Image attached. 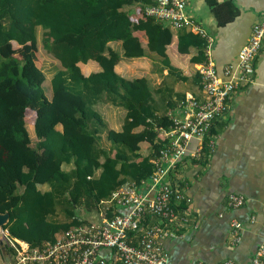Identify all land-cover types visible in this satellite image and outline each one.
<instances>
[{
	"label": "trees",
	"instance_id": "1",
	"mask_svg": "<svg viewBox=\"0 0 264 264\" xmlns=\"http://www.w3.org/2000/svg\"><path fill=\"white\" fill-rule=\"evenodd\" d=\"M155 4L0 0V214H8L3 230L10 238L34 248L53 242L60 233L89 221L81 213L97 215L101 203L123 184L139 185L152 173L151 160L164 144L160 134L171 123L166 115H157L146 79H125L115 72L120 56L110 44L121 43L125 58L142 57L133 33L143 31L148 49L163 57L171 31L144 15V9ZM136 5L143 17L134 22L126 8ZM178 31V51L194 47L202 55L205 41L185 29ZM38 47L56 66L49 78V97L44 86L48 78L34 60ZM88 62L100 70L84 76L78 64ZM104 106L124 112L118 131L109 127ZM167 107H173L171 101ZM28 111L34 113V138L25 121ZM215 132L211 129L210 134ZM142 143L149 152L142 150ZM206 143L201 160L209 156ZM104 213L107 218L118 214L113 207ZM5 250L11 259V251Z\"/></svg>",
	"mask_w": 264,
	"mask_h": 264
},
{
	"label": "crops",
	"instance_id": "2",
	"mask_svg": "<svg viewBox=\"0 0 264 264\" xmlns=\"http://www.w3.org/2000/svg\"><path fill=\"white\" fill-rule=\"evenodd\" d=\"M184 1L187 15L207 38L190 30L186 32L211 41V57L218 75L223 78L224 68L235 63L252 26L264 21V0ZM126 10L134 22L143 17L139 5ZM163 24L172 35L163 57L148 49L143 31L133 33L140 41L142 57L125 58L121 43L110 46L120 56L115 72L125 79H146L160 111L157 115L164 114L170 121L184 116L180 103L187 95L198 100L203 98L197 71L203 63L202 55L205 60V50L200 55L197 48L190 47L188 52L180 53L179 31ZM163 58L174 72L169 71ZM78 66L84 76L100 70L95 62ZM251 79V84L239 88L231 97L228 112L214 121L212 129L216 132L208 138L213 140L214 147L209 156L202 160L192 157L198 146V142L192 141L188 155L169 174L191 200L188 210L194 227L185 229L177 239L163 242L166 264H196L198 261L217 264L228 259L235 264H251L257 246L264 240V43L253 60ZM168 101L172 108L167 107ZM101 111L109 127L118 131L124 112L105 106ZM142 129L141 126L136 131ZM141 147L149 152L147 143H142ZM230 194L242 196L244 205L237 209L229 207ZM232 221L242 226L240 241L233 246L229 240ZM1 255L4 260L2 251Z\"/></svg>",
	"mask_w": 264,
	"mask_h": 264
},
{
	"label": "built area",
	"instance_id": "3",
	"mask_svg": "<svg viewBox=\"0 0 264 264\" xmlns=\"http://www.w3.org/2000/svg\"><path fill=\"white\" fill-rule=\"evenodd\" d=\"M144 15L167 23L173 30H190L207 38L187 15L184 0H156L155 5L144 9ZM205 43V60L197 71L203 98L198 100L187 95L180 103L184 116L171 118L169 129L162 130L160 137L164 144L151 160L153 171L148 179L139 185L123 184L108 201L101 203L98 220L73 226L40 247L10 238L2 230L1 242L12 253L9 262L4 264H166L163 242L177 239L185 229L194 227L188 210L191 200L169 174L188 155L192 141L198 142L192 154L196 159H200L206 140L209 152L213 150L214 142L208 138L214 121L228 112L229 100L239 88L252 83V63L264 43V21L252 26L235 63L224 68L223 78L218 75L211 57V41ZM227 201L232 209L245 203L242 196L235 194H230ZM110 207L118 212L113 218L105 217L104 211ZM241 231L239 222L230 223L232 246L239 243ZM217 264L235 263L228 259ZM251 264H264V240L257 246Z\"/></svg>",
	"mask_w": 264,
	"mask_h": 264
},
{
	"label": "rangeland",
	"instance_id": "4",
	"mask_svg": "<svg viewBox=\"0 0 264 264\" xmlns=\"http://www.w3.org/2000/svg\"><path fill=\"white\" fill-rule=\"evenodd\" d=\"M37 39H38V43L40 46V36H41V29L37 30ZM39 48V47H38ZM13 49L18 52L19 51V46H17L15 43H13ZM14 57L19 60V55L15 54ZM34 60L36 62V65L42 69V71L45 73V75L48 78V81H46L44 83L45 86V91L46 94L48 96L51 95V90H50V86H49V78L51 77V75L53 74V72L55 71V62L49 57L47 56L40 48L39 51L35 53L34 56ZM34 113L31 111H28L26 114V125H27V129L28 132L30 134V136L32 138H34V133H33V124H34ZM81 217L85 220H90V221H96L98 220V216L96 214H89V213H81ZM3 241V234H0V242ZM0 264H4V260L0 257Z\"/></svg>",
	"mask_w": 264,
	"mask_h": 264
},
{
	"label": "water",
	"instance_id": "5",
	"mask_svg": "<svg viewBox=\"0 0 264 264\" xmlns=\"http://www.w3.org/2000/svg\"><path fill=\"white\" fill-rule=\"evenodd\" d=\"M8 218L9 217H8V214L7 213L0 214V232L3 230V226L7 223ZM0 248H1V251H2L3 256H4V262L5 263H8L9 262V259L6 256L5 247L3 246V243L2 242H0Z\"/></svg>",
	"mask_w": 264,
	"mask_h": 264
}]
</instances>
